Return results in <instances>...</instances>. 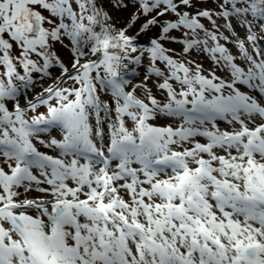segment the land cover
<instances>
[{
    "label": "snow or ice",
    "instance_id": "6c2138e0",
    "mask_svg": "<svg viewBox=\"0 0 264 264\" xmlns=\"http://www.w3.org/2000/svg\"><path fill=\"white\" fill-rule=\"evenodd\" d=\"M134 6L117 28L98 0H0V264H264V37L253 31H264V0H220L219 12L195 15L179 11L193 0ZM168 13L176 19H159ZM214 15L233 36L232 18L246 29L237 43L247 67L201 23L218 32ZM141 16L137 35L160 28L143 49L127 34ZM164 42L207 52L230 80L204 75ZM56 44L72 54L71 73ZM34 74L54 82L21 107Z\"/></svg>",
    "mask_w": 264,
    "mask_h": 264
},
{
    "label": "rangeland",
    "instance_id": "374dc122",
    "mask_svg": "<svg viewBox=\"0 0 264 264\" xmlns=\"http://www.w3.org/2000/svg\"><path fill=\"white\" fill-rule=\"evenodd\" d=\"M120 2V0H98V5L102 8V10L106 11L109 13V15L112 17L111 22L115 24V26L117 28H123L125 27L131 20L132 14L136 11V7L138 6H134V0H123V3L127 4L128 7H117L116 5ZM219 3L220 0H193V7L191 8H187L184 6H181L179 11L184 12V11H188L189 13H191L192 15H195V13L197 11H202V10H210L213 13H217L220 11L219 8ZM146 17L141 16V18L135 23V25L130 28L128 30V35L130 36H136L137 32L139 31L141 25L146 21ZM161 21L164 20H175L176 17L174 14L168 13L167 15H165L164 17H160L159 18ZM213 19L216 20L217 25H219V31L217 32L216 26L213 25L208 19L201 17L200 21L201 23H203L205 25V27L207 29H209L210 31L216 32L217 36L219 37V42L222 45H225L229 51L231 52V54H233L236 57L235 62L237 64H239L242 67H247V61L245 59H243L242 57V52L239 48V45L237 43L238 40H244L245 35H246V29H244L243 27L240 26L239 22L237 21L236 18H232V25H233V29L236 33L235 36L232 35L231 31H229L224 25H225V20L220 17V16H213ZM253 31L256 33L258 38L264 37V31H261L259 27H255L253 28ZM160 33V28L157 27H152L150 28L149 31L144 32V33H140L138 35L140 42H136V46L138 48H146L149 45V41L153 38H155L156 36H158ZM173 36L176 37H181L182 33L180 31H173L170 33ZM199 37L201 39H204V33L200 32L199 33ZM223 37H228L227 40H225ZM65 43H67V41H65ZM165 47L169 48V49H174L175 50V58L182 60V61H195L198 64H201L203 66V74L204 75H209L210 72H215V74L219 77H221L222 79L225 80H230V72L229 69L224 67L222 64L221 65H217L209 56V54L207 52L204 51H197V50H192L190 53H188L187 55L183 54V45L179 44V43H173V42H164ZM209 47L214 46L215 42L209 40L208 41ZM245 45L248 48V51L250 54L254 55L253 52V46H252V42L245 40ZM257 46L260 47L261 49H264V39H258L257 42ZM57 54L60 56V58L65 62V64L68 66L70 73L73 71L71 64H72V54L70 53V51L67 48L62 47L59 44L55 45ZM95 57H93L94 59ZM83 62V61H82ZM149 61L147 56H145L143 58V66L139 67L137 69V71L140 73V75L137 76H132L131 74H129V76L127 77L128 79L133 81V84H139L141 81L144 80V75H145V71H146V67L148 65ZM158 66L161 67L162 69L164 68L163 64H160L159 62ZM191 67L194 66L190 65ZM52 71V76L53 77H57L60 75V69L58 67L51 69ZM34 78L36 80V83L34 86H30L29 89H21V95L19 97V103L21 105V107H27V102L29 100H33V98L41 93L43 91L44 88L48 87L50 84H53V79L52 78H44V79H40L39 78V74H34ZM72 81H68L67 84H65V87H71L72 86ZM148 86L152 89V93L154 95L157 96L158 99H163L164 94L161 92V90H158V88L156 87V81L155 78L149 79L147 81ZM238 87L241 88V91H245V92H249L252 95H257V97L259 98L258 94L256 92H252L250 89L247 88V86H242V85H238ZM130 90V88H129ZM140 98H144L145 97V93L143 91V89H137V93H136ZM45 95H47L45 93ZM101 99L104 101H108L110 98L107 95L102 94L101 95ZM54 103V101H53ZM8 107L11 109L12 108V102L8 103ZM37 112H47V108L45 106H40L37 110ZM36 113H32L29 112L28 115L32 116ZM103 115V113L101 114ZM114 118V116H113ZM93 124L95 123V121H92ZM154 123L160 124V125H164L166 123H171L170 120L165 119V118H158L156 121H154ZM219 126L221 127V129H227L229 131H231V126H229L226 122L224 121H219L218 122ZM102 127L104 128V132L106 134V138H107V124L105 123L104 125H102ZM238 127V126H237ZM51 136L56 137L57 139L61 138V133L56 130L53 129L50 133ZM42 138L45 140L49 139V134H43ZM201 140V142H205L203 138H199ZM37 147L39 148L40 151L42 152H46L50 155H57V151L53 150V149H48L45 148L43 145H40L37 143ZM21 191H23V189H21ZM40 195L37 192H31L28 194V198H35L36 196ZM24 197L21 196V199H23Z\"/></svg>",
    "mask_w": 264,
    "mask_h": 264
},
{
    "label": "trees",
    "instance_id": "16d2710c",
    "mask_svg": "<svg viewBox=\"0 0 264 264\" xmlns=\"http://www.w3.org/2000/svg\"><path fill=\"white\" fill-rule=\"evenodd\" d=\"M99 7H100V6H99ZM136 36H138V35L136 34ZM136 36L134 35V37L136 38L135 42H137V41H138V40H137L138 38H137Z\"/></svg>",
    "mask_w": 264,
    "mask_h": 264
},
{
    "label": "bare ground",
    "instance_id": "6f19581e",
    "mask_svg": "<svg viewBox=\"0 0 264 264\" xmlns=\"http://www.w3.org/2000/svg\"><path fill=\"white\" fill-rule=\"evenodd\" d=\"M33 214H35V213H33Z\"/></svg>",
    "mask_w": 264,
    "mask_h": 264
}]
</instances>
